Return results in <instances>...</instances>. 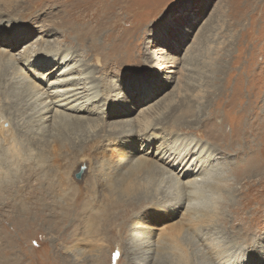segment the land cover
Returning <instances> with one entry per match:
<instances>
[{
  "label": "rangeland",
  "instance_id": "obj_1",
  "mask_svg": "<svg viewBox=\"0 0 264 264\" xmlns=\"http://www.w3.org/2000/svg\"><path fill=\"white\" fill-rule=\"evenodd\" d=\"M11 1L24 3L26 0ZM94 1L89 0V2ZM31 4L35 5L31 6ZM121 5L127 8L121 10L119 16L113 20L114 22L119 21L118 24L122 29L129 27L128 30H134V33L128 35L133 37L136 34L135 37L138 36L140 45L138 53L136 52L133 55L135 63L133 62L130 66H139V69L143 70V59L146 58L149 60L147 68L152 74L150 72L136 74L129 72L105 79L100 69L90 62L91 59L85 56L82 57L81 52V56L79 53V56L74 61L72 60L73 63H71L72 66L69 69L82 70L80 73L83 72V75H79V72H75V70L71 75L67 74V71L61 73L57 71V66H48L46 70H41L46 79L40 82L32 75V71L35 70V65L32 63L30 64L33 68L32 71L28 69L27 64L23 63L22 65V63H19V71H17L19 73L16 75H13V70L9 66L6 68L5 65H2L0 75L6 84L5 87L10 85V80L16 85V89L19 88L17 92H22L20 81L23 77H26L30 82L41 84L43 87L45 83L51 84L54 82L51 84L53 87L45 88V90H51V92H54L53 88L55 86L62 87V90L57 89L59 93L60 90L62 92L66 90L63 89L65 86L62 84L65 82L73 83L75 86L78 84L76 88H74V85L71 88L79 89L78 98L75 95L74 97L70 95L71 98L68 95L70 92H66L67 94L62 95V99L67 101V98H69V103L65 102L68 106H71L68 111L71 110V112L82 115L85 110L78 108L87 101L85 94H80L84 93V80L86 79L87 86L85 90L93 89L99 97V100H97L100 101L101 106L98 115H94L93 118L103 116L110 107H112L110 110L116 107H126V110L131 112L127 117L131 124L144 114L154 115L153 107L161 109L158 111V115L167 114V101L170 99H173V105L191 101V107L194 109L196 118L189 119L188 117V124L179 127V131L190 134V138L193 140L197 139L198 141V138L204 140L203 144L206 145V150L211 146L214 147L211 149L216 148L219 155L225 152L216 157L217 162L212 170L214 175L218 174L214 176V179L222 177L224 187L230 192L232 191L228 194V190L225 188L222 199L218 200L221 202L220 207L222 208L217 211L219 212V218L221 217L218 224L222 231L231 235V232H240L239 230L245 232L239 235L240 239L243 240L247 232L257 233L253 243L252 241L246 243L247 249L244 251L246 253L242 252L227 257L226 264H234V260L237 264H254V262L260 260L256 255L261 256L259 253L260 247L258 248L259 240L257 239H259L261 232H264V0H126ZM66 6L67 0H32L30 1L31 14L28 18L22 21H15L12 18L3 20L7 21L3 22L1 25L3 27L16 25V30L8 28L9 33H11L6 36L8 43L13 41L16 44L22 39L18 36H23L26 30L33 33L32 40L27 41L26 44H21L11 53L15 59L20 61L28 53L34 57V52L46 49V46H49L47 43L49 39V42H54L56 37H44V31L66 18L67 12L64 10ZM32 16L39 18L40 21L35 22L32 20ZM162 18L163 22H161ZM147 26L148 28H146ZM13 32L16 33V38H10ZM51 32L53 33L54 30ZM41 38L44 39L45 44L43 40L40 41ZM57 38H60V36L57 35ZM66 42L69 44L68 40L64 44ZM54 46L52 48L59 49L64 46L63 49H66L63 44L62 46L54 44ZM3 48L4 46L0 45V49ZM69 50L73 51L74 49ZM55 51L58 53L57 50ZM81 51L87 56V50L83 48ZM85 64H91L92 66L83 70L82 66ZM217 70H221V72L217 74L215 72ZM145 78L155 79L160 86L149 92L140 91L136 85ZM105 85H109L111 88L109 94L104 91ZM10 91L15 90L10 89ZM80 97L82 101L79 99ZM70 100L73 102H70ZM40 104L39 99L28 97V114L18 119L16 124L23 127L26 120L31 119V124L37 122L38 125L42 124L43 127H48L52 125L57 117H77L76 114L63 112L66 109L63 111L59 109L58 112L55 109L47 115L45 120L39 123L41 114H38V112L42 108V106H39ZM90 105L91 102L85 105V108H89ZM75 108L77 109L75 110ZM0 115L4 118L3 113H0ZM99 126L89 133L90 136L87 135L85 138L78 134L77 138L95 137L101 133L102 128ZM9 127L10 125L7 123L5 128L9 130ZM133 130L138 129L133 128ZM179 135L184 137L182 134ZM160 137L164 138L162 143L165 145L160 146L157 154L159 153L161 158L164 157L163 160L165 161L169 156L168 147L171 145L168 141L173 140V137H168L166 134H162ZM221 144L222 146H220ZM47 145L48 150H52V140ZM139 148L141 153L156 154V149L152 147L151 150H144L141 146ZM227 148L231 149L228 150ZM170 153L172 154V152ZM79 158H85V160L78 161L75 158L71 169V180L84 186L87 183L89 169L91 168L90 160L94 159L95 156L91 155L90 159L85 155H80ZM83 167L85 171L82 178L77 179V174ZM252 171H255V175L252 174ZM176 174L178 173L173 171L165 178L168 179ZM15 181L20 187L23 177L15 179ZM184 181L188 180L185 179ZM159 191V198H163L167 192L171 195L178 193L172 188L171 184H161ZM213 197L209 195L210 200ZM58 198L62 203H65L61 197ZM6 199L1 200L5 201ZM83 203L80 207L77 205L76 210L73 207L74 210L67 214V218L64 220L65 223L59 217H62L60 210H58L57 216L50 215L49 211L43 208L44 205L49 206L50 204L38 199L37 196L29 203L31 208L29 220L26 218L17 219L16 214H9L10 211L6 209L2 211L0 213V225L6 226L7 229L2 235L3 243L0 241V264H95L97 257L99 260L96 264H142V262H139L142 261L141 256L137 255L136 250L145 240L140 241L134 235L140 229L139 226H151L157 236L163 231L167 233L170 228L172 229L182 220L187 207V205L179 207L176 214L167 213L169 212L167 211L168 207L170 208L172 204L168 207L165 206L164 214L157 215L153 211H149L151 216L147 220L137 218L135 219L137 223H129L131 232L130 237L126 238L123 234L111 233L98 235L86 232L85 236H81L79 232L78 235L77 228H80L78 213L81 212L80 208ZM76 213L78 218H76ZM13 217H15L14 220H12ZM26 220H28V223L25 222ZM18 222L19 224H17ZM261 227L262 229H260ZM5 237L8 238V241H5L7 240ZM11 237L15 240L16 247L15 243L14 246L12 245ZM154 238L151 239L153 244L157 243V239ZM119 248H123V251L126 250L127 254L133 253V255L125 254L121 261ZM200 250L202 251V248ZM14 252L16 253L13 255ZM156 256L157 254L154 253L153 257L155 258L149 260L150 262L146 264L170 263V260L166 258L157 259ZM262 264L264 263L262 262Z\"/></svg>",
  "mask_w": 264,
  "mask_h": 264
},
{
  "label": "bare ground",
  "instance_id": "obj_2",
  "mask_svg": "<svg viewBox=\"0 0 264 264\" xmlns=\"http://www.w3.org/2000/svg\"><path fill=\"white\" fill-rule=\"evenodd\" d=\"M30 1L32 0H26L24 3H14L11 0H0V20H2L0 21V29H2L0 34H2L4 42V45H2L4 48L0 49V67L2 65H5L6 68L9 66L13 70V75L19 73L17 72L19 71V63H22V65L23 63L27 64L30 71L33 69L30 64H34L35 70L32 71V75L40 82L46 79L42 71L46 70L48 66H57V71L61 73L67 71V74L71 75L76 69H69L72 66L71 63L79 56V53L81 56V52L82 57L85 56L91 59L90 62L100 69L105 79L129 72L131 74L150 72L147 68L149 60L146 58L143 59V70L139 69V66H130L133 62L135 63L133 55L139 51L138 36L135 37L136 34H134L131 37L128 34L134 33V30H128L129 27L122 29L120 24H118L119 21L114 22L113 20L119 16L121 10L127 8L121 5L126 0H95L94 2H89V0H67V6L64 8L67 12L66 18L44 31V37H56L54 42H49V39L48 42L46 41L49 45L46 46V49L34 52V57L28 53L23 59L18 61L11 53L21 44H26L24 41L32 40L33 33L26 30L23 36L17 35L22 39L16 44L13 41L8 43L6 36L11 34L9 29L16 30V25H8L7 27L1 25L3 22H7L3 21L5 18H12L15 21H22L28 18L31 14ZM34 5L31 4V6ZM32 20L35 22L40 21L35 16H32ZM52 30H54L53 33L51 32ZM15 34L13 32L10 38H16ZM57 35L60 38H57ZM42 40L45 44L43 38L40 41ZM66 40L69 41V44L67 42L64 44ZM54 44L59 46L63 44L66 49H63L64 46H62L63 48L58 47L59 49L52 48ZM68 48L74 50L70 51ZM83 48L87 50V56L81 51ZM27 50L29 51V49ZM90 66L92 65L85 64L82 68L84 70ZM76 71L79 72V75L84 74L83 72L80 73L82 70ZM215 72L218 74L221 70ZM84 81L86 82V79ZM9 82L10 85L5 87L6 84L0 75V113L4 114V118L0 115V213L6 209L10 211L9 214H16L15 217L17 219H28L31 214L29 203L37 196L38 199L50 204L43 207L49 211L50 215L57 216V212L60 210L62 217H59L65 223L64 220L67 218V214L74 210L73 207L76 210L77 205L80 207L82 202H84L80 208L81 212L78 213L80 224V228H77L78 235L79 232L81 236H85L86 232L98 235L111 233L123 234L126 238H129L131 232L129 223H137L135 219L141 216L144 217L143 220H147L150 218L151 213L145 215L146 212L153 211L157 215L164 214L165 206L168 207L172 204L170 208L168 207L167 211L169 212L167 213L176 214L179 207L187 205L182 220L178 225L173 226L172 229L170 228L167 233L163 231L157 236L151 226H139L141 221L139 222L138 226L140 229L134 235L140 241L145 240L136 250L138 252L137 255L141 256L140 259L142 261L139 262H142V264L153 260L155 258L153 257L154 253L157 254V259L166 258L170 260L169 264H226L227 257L229 258L233 254L237 255L246 251V243L251 241L253 243L257 237V233H251L252 231H250L247 232L243 240L240 239L239 235L245 232H241V230H239L240 232L230 231L232 236L222 231L218 224L221 221L219 212H217L221 208V202L218 200L222 199L221 197L226 187L222 183V177L214 179V176L218 174L214 175L212 170L217 162L216 157L225 152L219 155L216 152V148L211 149L214 147L210 146L207 150L206 147L200 148L199 144H203L204 140L199 138L198 141L197 139L193 140L190 138V134L186 132L185 134L184 131L183 134L179 131V127L188 124L187 121L196 116L194 109L191 107V101L173 105V99H170L167 101V114L158 115V111L161 109L153 107L154 115L158 117L144 114L131 124V121L127 118L131 112L127 111L126 107H116L113 110H110L112 108L110 107L106 110L107 113L94 119V115H98V111L101 109L100 101H98L99 97L93 89L85 90L87 86L85 82L84 93L80 94H85L87 101L84 100L83 105L78 108L85 110L82 115L76 114L77 112H71V110L68 111L71 106H68L65 102H68L69 98H67V101L62 99V95L66 92H70L69 96L74 97L75 95L78 98L79 89H71L75 86L73 83H62L65 86L63 89H66L63 92L61 91L62 87L58 86H55L56 88H53L54 92H51L50 89L48 91L45 88H50L54 82L51 84L45 83L43 87L41 84L30 82L26 77H23L22 81H20L22 86L20 90L22 92H17L19 88L16 89V85L10 80ZM104 82L106 83L107 81L105 80ZM104 82L102 83L104 84ZM104 88L105 93L109 94L111 91L109 85H105ZM10 89L15 91H10ZM57 89H61L60 93ZM28 97L37 98L41 102L39 106H42V108L38 112V114H41L39 123L45 120L47 115L55 109L56 112L59 109L62 111L66 109L63 112L76 114L77 117H57L52 125L48 127H43L42 124L38 125L37 122L31 124L32 120L27 119L24 126L20 127L16 124V121L28 114ZM79 99L81 100V97ZM89 102H91V105L86 109L85 105ZM188 117L189 119H187ZM7 123L10 125L9 130L5 128ZM98 126L102 130L95 137L87 139L77 138L78 134L84 137L89 135ZM133 128L138 130H133ZM46 134H48V138ZM162 134L173 137V140L168 141L171 145L168 147L169 156L165 161L163 160L164 157L161 158V155L157 154L160 146L165 145L162 143L164 138L160 137ZM179 134L184 137H180ZM50 140L53 143L52 150H48L49 144L47 145V143ZM195 141L198 142L197 151L200 152V156L189 161L190 146ZM150 145L153 149H156V154L147 155L145 152H142V154L139 146L145 150L150 149ZM227 149L230 150L231 148ZM80 155H85L90 159L91 155L95 156L94 159L90 160L91 168L89 169L87 183L83 184L84 186L71 180V169L75 158L78 161L85 160V158H79ZM127 161L130 162L128 163ZM173 171L178 174L168 179L165 178L166 175L171 174ZM255 171H252L253 175H255ZM22 177L23 181L19 187L15 179ZM185 179L188 181L185 182ZM161 184H171L172 188L178 193L171 195L167 192L163 198H159ZM231 192L228 190V194ZM209 195L215 197L210 200ZM58 197H61L65 203H62ZM1 199L6 200L3 201ZM74 204L76 205L74 206ZM76 218H78L77 213ZM28 220L25 222L28 223ZM6 229V226L0 225L1 242L4 241L2 240V235ZM185 234H187L186 237H184ZM153 238L157 239V243L153 244V241L151 242ZM6 239L5 241H8V238ZM11 239L10 241L13 242L12 245L14 246L15 240H13V237ZM257 240H259L258 248L260 247L259 253L261 256L256 255L260 260L254 262V264H262V262L264 263V232H261ZM144 244H146L145 247H143ZM123 248H119L121 261L125 254H130H127L126 250L123 251ZM201 248L202 251L200 250ZM93 251L95 250L93 249ZM101 256L103 257L102 253ZM97 260H99L98 257L95 260V264ZM166 264L168 263L166 262ZM234 264H237L235 260Z\"/></svg>",
  "mask_w": 264,
  "mask_h": 264
},
{
  "label": "snow or ice",
  "instance_id": "obj_3",
  "mask_svg": "<svg viewBox=\"0 0 264 264\" xmlns=\"http://www.w3.org/2000/svg\"><path fill=\"white\" fill-rule=\"evenodd\" d=\"M161 22H163V18H162ZM153 27H155V26H153ZM24 42L26 43L27 41H24ZM147 43L148 42L146 41V44ZM0 45H3V36H2V34H0ZM159 86H160L159 83L155 79H152V78H145V79L141 80L136 85V87L142 92H149V91H151V90H153V89H155V88H157ZM124 90L127 91L126 89H124ZM197 143L198 142H193L192 145L190 146V155L188 156L189 161H191L195 157L200 156V152L197 151ZM199 147L203 148V147H206V145L199 144ZM146 214H149V212H146L145 215ZM143 218L144 217L141 216L138 219H143Z\"/></svg>",
  "mask_w": 264,
  "mask_h": 264
},
{
  "label": "water",
  "instance_id": "obj_4",
  "mask_svg": "<svg viewBox=\"0 0 264 264\" xmlns=\"http://www.w3.org/2000/svg\"><path fill=\"white\" fill-rule=\"evenodd\" d=\"M84 171H85V168L83 167L81 169V171L77 174V179H81L82 178V175H83Z\"/></svg>",
  "mask_w": 264,
  "mask_h": 264
}]
</instances>
